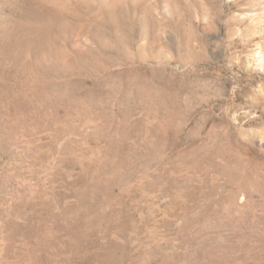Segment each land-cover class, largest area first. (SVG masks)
<instances>
[{
  "label": "rangeland",
  "instance_id": "obj_1",
  "mask_svg": "<svg viewBox=\"0 0 264 264\" xmlns=\"http://www.w3.org/2000/svg\"><path fill=\"white\" fill-rule=\"evenodd\" d=\"M0 264H264V0H0Z\"/></svg>",
  "mask_w": 264,
  "mask_h": 264
}]
</instances>
